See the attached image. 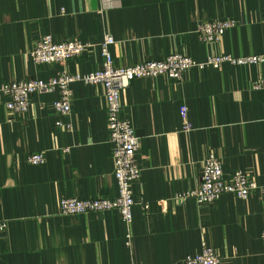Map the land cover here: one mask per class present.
Returning <instances> with one entry per match:
<instances>
[{
	"label": "crops",
	"instance_id": "1",
	"mask_svg": "<svg viewBox=\"0 0 264 264\" xmlns=\"http://www.w3.org/2000/svg\"><path fill=\"white\" fill-rule=\"evenodd\" d=\"M263 18L264 0H0V87L92 73L105 35L115 39L120 68L174 54L199 62L264 56ZM227 19L236 26L220 42L201 41L199 23ZM44 36L92 46L68 63L38 65L31 53ZM261 78L264 63L224 64L192 68L182 81L134 80L122 91V116L141 142L130 225L117 211L60 212L64 197L119 195L103 88L73 84L69 119L53 108L58 91L33 94L24 114L9 113L0 93V221L7 223L0 264H186L204 244L221 264H264V193L246 200L227 193L204 205L178 199L199 186L210 154L226 178L241 171L264 183V90L252 86ZM68 120L71 131L56 126ZM39 153L45 164L27 162Z\"/></svg>",
	"mask_w": 264,
	"mask_h": 264
},
{
	"label": "built area",
	"instance_id": "2",
	"mask_svg": "<svg viewBox=\"0 0 264 264\" xmlns=\"http://www.w3.org/2000/svg\"><path fill=\"white\" fill-rule=\"evenodd\" d=\"M261 24L264 29V18ZM235 26V21L231 19L207 21L197 25L196 33L202 42L215 44L220 42L227 31ZM114 44L115 39L112 35L104 36L99 43L102 64L98 70L92 73L81 75L63 72L47 82L40 80L8 82L0 87V93L8 99L5 102V107L9 113L24 114L30 108L33 94L58 91L59 97L54 102L53 108L58 114L69 119L72 113L73 91L71 86L73 84L100 85L103 88L109 141L113 147L114 175L118 183L119 195L116 199L64 197L60 202V212L65 216H76L117 211L122 221L130 225L133 220V207L136 205L133 185L140 180L142 175V169L137 161L141 142L132 123L122 116V91L134 80L166 77L170 80L182 81L184 74L195 67L205 70L208 68L218 69L224 64L259 65L264 63V56L215 55L206 61L199 62L185 55L174 54L163 60H146L120 68L115 65L111 52ZM91 46L89 43L77 40L57 43L51 36H44L35 45L31 57L38 65L65 64L81 57L89 51ZM252 86L254 89L264 90V78L257 80ZM182 117L184 131H192L193 127L189 123L185 111H183ZM56 126L67 131L73 129L70 120L66 123L58 122ZM69 151L68 148L64 150L65 153H69ZM45 161V156L42 153L32 154L27 158V162L31 165H43ZM255 192L264 193V183H257L241 171H237L226 178L221 159L215 154H210L203 162V175L199 186L195 190L178 195V199L180 201L194 199L199 205H204L215 203L227 193L246 200ZM142 205L143 209L147 211L149 206L145 203ZM6 228L7 223L0 221V233L4 232ZM221 263L217 251L206 244L203 245L199 254L186 259V264Z\"/></svg>",
	"mask_w": 264,
	"mask_h": 264
}]
</instances>
